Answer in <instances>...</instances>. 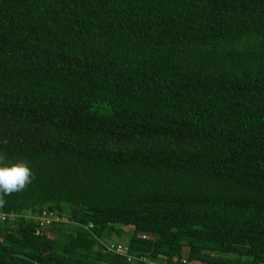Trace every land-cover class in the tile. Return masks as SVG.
Wrapping results in <instances>:
<instances>
[{"label":"trees","instance_id":"trees-1","mask_svg":"<svg viewBox=\"0 0 264 264\" xmlns=\"http://www.w3.org/2000/svg\"><path fill=\"white\" fill-rule=\"evenodd\" d=\"M2 139L0 264H264V0H0Z\"/></svg>","mask_w":264,"mask_h":264},{"label":"clouds","instance_id":"clouds-1","mask_svg":"<svg viewBox=\"0 0 264 264\" xmlns=\"http://www.w3.org/2000/svg\"><path fill=\"white\" fill-rule=\"evenodd\" d=\"M7 139L0 140V144L7 145ZM35 179V173L27 160L9 162L7 155L0 152V207L6 201L5 196L26 190Z\"/></svg>","mask_w":264,"mask_h":264},{"label":"built area","instance_id":"built-area-1","mask_svg":"<svg viewBox=\"0 0 264 264\" xmlns=\"http://www.w3.org/2000/svg\"><path fill=\"white\" fill-rule=\"evenodd\" d=\"M7 217H10L11 219H14L15 217H17V215L15 214H4L2 212H0V219L5 220ZM40 221L44 224H51L54 222H67V220H65L64 218H61L57 215H52V214H47L44 213V215L42 217H39ZM147 236L144 235L143 238H146ZM107 249L110 251H114L116 254L127 257L130 261L132 262H138L141 264H167L166 260L161 262L160 259H162V256L159 255L158 259H153V258H149L146 255H141L138 257L133 256L132 254H130L129 252V247L127 246V244H117V243H111L109 245H107ZM187 260L183 259L182 260V264H187ZM175 263L178 264V259H175Z\"/></svg>","mask_w":264,"mask_h":264},{"label":"rangeland","instance_id":"rangeland-1","mask_svg":"<svg viewBox=\"0 0 264 264\" xmlns=\"http://www.w3.org/2000/svg\"><path fill=\"white\" fill-rule=\"evenodd\" d=\"M132 234V229L128 228V230L125 229L124 233L121 235V237H118L117 235H115L112 239L114 241H119V242H122V243H127L130 236Z\"/></svg>","mask_w":264,"mask_h":264}]
</instances>
